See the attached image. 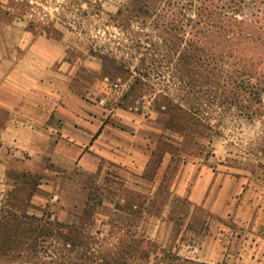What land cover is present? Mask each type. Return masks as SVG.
<instances>
[{
  "label": "rangeland",
  "instance_id": "1",
  "mask_svg": "<svg viewBox=\"0 0 264 264\" xmlns=\"http://www.w3.org/2000/svg\"><path fill=\"white\" fill-rule=\"evenodd\" d=\"M101 1L115 13L122 0ZM93 12L80 0H0V35L15 26L62 45L64 68L55 69L69 88L56 107L70 113L51 114L47 90L34 107L44 124L37 145L0 144V242H26L0 248V264H264L254 249L264 227L234 222L264 203V107L248 118L218 96L190 102L170 76L145 87V46L130 41L145 45V30L105 27L109 16ZM104 50L105 60L96 55ZM168 94L196 114L154 105ZM11 116L0 110V127ZM195 165L228 188L229 218L192 207ZM211 223L209 246L220 248L205 262ZM245 229L249 242L233 245Z\"/></svg>",
  "mask_w": 264,
  "mask_h": 264
},
{
  "label": "trees",
  "instance_id": "2",
  "mask_svg": "<svg viewBox=\"0 0 264 264\" xmlns=\"http://www.w3.org/2000/svg\"><path fill=\"white\" fill-rule=\"evenodd\" d=\"M80 1L97 17L109 16L105 27L145 30V45L142 38L130 39L133 46H145V87L153 78L170 76L190 102L195 95L218 96L236 103L248 118L263 109L264 0H122L115 13L106 12L101 0ZM96 55L110 57L105 50ZM158 98L155 106L196 114L174 105L169 94ZM18 242L5 239L0 248L5 252L26 243Z\"/></svg>",
  "mask_w": 264,
  "mask_h": 264
},
{
  "label": "crops",
  "instance_id": "3",
  "mask_svg": "<svg viewBox=\"0 0 264 264\" xmlns=\"http://www.w3.org/2000/svg\"><path fill=\"white\" fill-rule=\"evenodd\" d=\"M8 34L11 37L6 40ZM22 50H24L23 55ZM64 57L63 47L58 43L45 37L34 38L32 34L15 26L4 29L3 34L0 35V110L8 112L12 116L8 122L0 127L1 145L4 147L19 145L33 147L37 145L41 134L39 131L43 128L41 125L44 124L42 120L37 118L41 112L34 107L38 106L41 101L46 100L47 90L52 91V94L48 96H50L49 99L55 106L51 114L54 113L63 118L67 116L70 119L69 111L65 112L66 110L60 106L56 107L63 99L64 91L69 88L62 82L61 71L56 72L55 69L57 63L61 65L59 70L64 68L62 64L64 63ZM49 73H52L54 77L48 76ZM71 124L66 122L65 128L72 126ZM74 128L76 127L74 126ZM189 178L191 183L188 196L192 207L197 209L201 207L210 213L215 212L221 218H229L228 210L222 204L224 200L229 198V194L225 191L228 188L224 186L214 187L215 182H217L214 173L209 171L206 166L195 165ZM214 190H218L217 195H219L216 202L214 200L216 193ZM180 194L185 193L181 190ZM246 214L245 217L238 215L234 222L246 228V226H250L251 220H253L255 225L261 228L264 227V203L256 201L252 213L247 212ZM227 221L228 219H224L221 223L222 226H225ZM210 230L202 245L204 249H208V253L201 256V259L205 262L214 261L220 248L218 245H215V247L209 246V242L213 240L210 237L214 230L212 223ZM244 231V235H238L232 241L233 245L239 239L241 243L243 241L249 242L246 238L248 231L247 229ZM259 235L256 241L259 244L258 246L256 244L254 249L260 251L257 258L259 256L264 258V234L261 232ZM244 247L246 251L252 248L250 243L248 245L244 244Z\"/></svg>",
  "mask_w": 264,
  "mask_h": 264
}]
</instances>
